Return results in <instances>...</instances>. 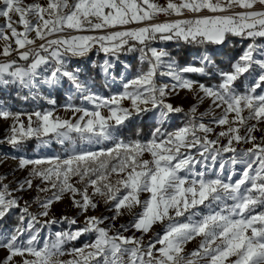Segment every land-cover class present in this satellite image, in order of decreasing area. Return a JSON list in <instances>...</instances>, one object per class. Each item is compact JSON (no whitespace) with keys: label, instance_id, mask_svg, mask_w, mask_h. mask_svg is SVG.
<instances>
[{"label":"snow or ice","instance_id":"snow-or-ice-1","mask_svg":"<svg viewBox=\"0 0 264 264\" xmlns=\"http://www.w3.org/2000/svg\"><path fill=\"white\" fill-rule=\"evenodd\" d=\"M186 13L192 18L151 23L159 15ZM0 18L4 20L0 25V86L47 90L48 103L54 108L51 93L67 84L68 100L82 101L81 105L65 104V110L73 114L69 119L55 118L53 109L13 113L0 104V120H12L0 144L22 151L30 138L54 133L57 143L72 149L64 157L51 159L12 157L19 170L28 171L15 186L5 183L7 175L0 176V221L13 216L19 221L0 232V250L7 253L0 264H198L200 260L207 264H264V138L257 143L254 135L258 125L264 124V44L256 43V38H264V0H167L164 5L156 0H73L71 4L69 0H46L44 4L0 0ZM133 23L143 26L126 27ZM65 28L104 34L61 37ZM109 28L117 30L109 33ZM33 32L35 36L30 38ZM229 36L252 42L231 70L216 73L211 69L218 65L206 50L198 54V64L180 66L167 50L153 46L157 41L225 44ZM37 40L41 41L38 45ZM94 46L105 55L97 65L104 79L114 78L116 63L124 54L138 53L137 60L147 68L141 67L135 78L123 83V91L102 96L92 91L78 67H69L71 58L86 57ZM19 61L26 63L20 65ZM246 73H255L253 83L238 91L235 82ZM214 74L219 76L214 85L191 78ZM158 75L167 77V82L158 83ZM181 91L194 92L199 103L210 99L213 109L222 115L205 124L203 118L209 113L196 117L197 106L193 105L187 123L168 131L165 125L171 117L184 112L170 102ZM149 114L153 122L149 140L125 143L119 137L122 129ZM21 116L27 117V123ZM210 125L224 129L215 133L216 139H209L215 132ZM136 132L140 135L143 129ZM222 138L227 142L221 144ZM112 141V147L99 151L80 147ZM47 143L41 140V144ZM241 143L252 147L238 150L234 144ZM145 153L152 159H142ZM227 153L232 155L225 159ZM113 159L115 163L110 162ZM46 163L50 166L38 167ZM229 164L244 166L235 182L234 171L223 178ZM34 179L40 181L35 185L37 192L51 195L24 200V194L33 190ZM145 192L149 197L142 201L140 195ZM65 198L77 216L57 219L51 215L52 208ZM101 199L112 215H88ZM205 201L209 202L206 206L232 203L195 220L200 214L190 209ZM33 203L39 211H30ZM136 208L141 211L136 213ZM185 213L188 222L176 221ZM126 214L133 220L117 227L116 221ZM79 216L84 217V226L72 230ZM165 220L169 223L163 235L157 233L145 243L144 236L153 225ZM108 221L107 227H101ZM62 223L70 229L55 232L54 240L51 236L41 240L42 230ZM112 228L116 231L110 234ZM128 231L134 234L123 235ZM86 233L94 234V241L66 253L64 245ZM196 236L203 238L199 247L182 255L183 245ZM65 254L73 259L61 261L59 257Z\"/></svg>","mask_w":264,"mask_h":264},{"label":"rangeland","instance_id":"rangeland-1","mask_svg":"<svg viewBox=\"0 0 264 264\" xmlns=\"http://www.w3.org/2000/svg\"><path fill=\"white\" fill-rule=\"evenodd\" d=\"M34 0H25V3H33ZM39 3L44 4L46 3V0H38ZM73 0H69V3L71 4ZM158 4L164 5L167 3V0H156ZM213 15L212 13H201V15ZM227 14V13H225ZM192 18L191 13H186L184 16H176V15H171V16H165V15H159L157 16L156 20L151 21V23H162V22H167V21H174L177 19H188ZM15 19V17H13ZM4 23V20L0 18V25ZM148 23V22H145ZM143 25L141 24H130L127 25L126 27L128 28H138L142 27ZM22 31V28L20 29ZM117 29H112L109 28L106 31L107 32H113L116 31ZM104 34L102 32H90V31H76L74 29H68L65 28L62 33L59 35L61 37H67V36H82V35H101ZM35 33L30 34V38L34 37ZM50 38H55V37H50ZM252 41L249 39L244 40V48L242 49L241 54L247 47L249 43ZM2 43V42H0ZM41 43V41L37 40V45ZM183 43V41L176 42V41H157L153 43V46L158 48V49H165L167 50V47L170 45H179ZM256 43L258 44H264V38H256ZM216 49L215 50H209L207 51L208 53L211 54L212 59L214 60V57L219 56L221 53V50L224 46V44H215ZM98 46H94L91 50V52L84 58H71L69 67L70 68H75L78 67L80 69V75L82 78L87 79L89 84L92 86V91L99 93L102 96L108 97L113 94L119 93L123 91V83L130 81L131 79L135 78L138 75V72L141 67H144L145 69L147 68V65L141 66L139 61L137 60V56L139 55L138 53H130V54H124L121 55L119 58V61L116 63V67L114 69L115 76L114 78H109V79H104L100 76L99 74V69L97 65H99L104 59L105 55L103 52H98L97 51ZM205 51V50H204ZM204 51L197 52L194 55V61L196 63H199L198 60V54L203 53ZM14 57H9L7 59H13ZM2 59V58H0ZM215 61V60H214ZM177 62V61H176ZM236 62V61H235ZM20 65H24L26 62L24 61H19ZM216 64V62H215ZM130 65V67H128ZM217 65V64H216ZM133 68V69H132ZM219 69L217 68H212L211 71L213 73H216ZM212 76H217L218 75H212ZM255 76V73H252L251 75L249 74H244V76H241L236 82L235 86L238 91L243 92L245 90L246 85H250L253 83V78ZM99 80V81H98ZM157 82H167V77H162V76H157L156 77ZM99 82V83H98ZM216 84V83H214ZM213 84V85H214ZM257 92H260V89H257ZM70 94L69 88L67 84L59 90L53 91L51 93V98L56 101L55 107L53 108V105L48 103V97H49V92L47 90H33L29 91L28 89L22 88L19 85H9L7 87L0 86V104H3L4 106L10 108V110L13 113H31L33 111H44L47 109H53V116L55 118L59 119H69L72 117V113L70 111H66L64 106L67 103H74L76 105H81L82 101L79 98H73L71 101L68 100V96ZM174 106H179L184 109L183 113L180 114H174L169 123L165 125L166 129L168 131H174L182 126H184L187 123V114L190 113V110L193 105L197 106V111H196V117H200L202 113L208 112L209 115L204 116L203 122L205 124H208L209 121L215 117L219 118L222 113L218 109H213L212 107V101L210 99H205L203 103H199L197 99L195 98V93L194 92H187V91H181L179 93V96H175L171 99L170 101ZM124 105L128 104V101L123 102ZM84 107H87L91 109V105L87 103H83ZM244 116H247L248 113L247 111L243 112ZM21 119L27 123V117L26 116H21ZM33 119H35L33 117ZM229 119H232V115H229ZM152 123L151 119V114L148 116H145L143 120L137 119L134 123ZM12 123V120L8 121H3L0 120V139H3L7 134H8V126ZM249 123H255V121H249ZM129 124L128 126H130ZM35 126V125H34ZM211 127H214L215 132L209 136V139H216L215 133L220 132L222 127L216 126V125H210ZM127 128V127H126ZM258 129L254 135L257 137V143L261 142V138H264V124L258 125ZM240 134L244 135L245 131L244 128H240ZM75 135V134H73ZM119 137L125 142L129 143L132 142L130 140H125L123 139L120 135ZM150 139V136L148 139L144 140L147 141ZM41 140L48 141L47 144H41ZM136 141V140H134ZM140 141V139H139ZM221 144L226 143V139L222 138L221 139ZM77 143L79 141L77 140ZM115 141L112 142H106L103 145H86V144H80L81 149L83 150H92V151H99L101 148H110L114 145ZM234 146L238 149H247L252 147L251 144H234ZM71 147L68 145H61L56 142L55 140V134L54 133H49L47 137H41V138H30L27 140V142L23 146V150H13L10 145L8 144H0V176L7 175V180L5 183L12 182L13 186H15V181L19 180L22 181L26 176H28V171L27 170H19L17 165L18 161L16 159H13L12 157L14 156H21V157H26L29 159H51L56 156L64 157L67 153L71 152ZM232 154L227 153L224 154V158L227 159L230 157ZM104 157H101L103 159ZM142 159L145 160H151V156L147 153H145L142 157ZM111 163H115V160H111ZM49 164H44L40 165L38 167L41 168H46L49 167ZM198 168L200 166H197ZM218 167V165H217ZM243 165L237 164L235 166L226 165L225 171L223 173V178H227L229 175L230 171H234L235 175L232 176V181L235 182L237 179L241 178L240 173L243 170ZM181 175H184V173H181ZM214 178V176L212 177ZM112 179L115 180L116 177L112 176ZM76 178H73L72 182L75 183ZM40 181L38 179L33 180V190L29 191L24 194L23 199L24 200H32L33 197H39V199H44L47 196H50L51 193H39L35 190V185L39 184ZM81 186L82 185H78ZM89 192H91V189H89ZM149 197V193H141L140 199L146 200ZM100 199V198H97ZM208 201H205L204 205H198L197 208L195 209H190L191 212H199L200 215L194 217L195 220L201 219L203 216H206L210 213H215V212H220L222 208H224L225 204H231L232 201H226L224 203H212L210 206L208 205ZM39 206L37 203H33L30 211L37 212L39 211ZM259 207H257V211H260ZM136 213H139L141 211L140 208H136L134 210ZM52 216H55L57 219H59L62 215L63 216H68V217H74L77 216V212L75 209L71 208L70 206V201L65 198L61 202L54 204L51 212ZM88 215L92 216H110L112 213L108 212L105 208V205L103 203V200H100L99 207L94 210L90 211ZM188 216V213H185L184 216L177 217L175 218L176 221L178 222H188L186 220V217ZM133 220V216L130 215H124L120 217L116 221V226L119 227L121 224H128L130 221ZM84 221L83 216L78 217V222L76 225L71 226L72 230H75L76 228L80 227L82 228ZM19 221L15 216L9 218H6L5 221H0V232L9 230L18 224ZM111 221L106 222V224L101 225V227H107L108 224H110ZM169 223V221L165 220L163 224L157 223L153 225L151 231L144 236V241L145 243L148 242L150 239H154L156 237L157 233H160L163 235L165 231V226ZM70 229V226L67 223H62L58 225H52L50 229H44L40 232V237L41 240L43 241L44 239L48 238L51 236V238L54 240L55 239V232L57 231H68ZM116 228H112L110 234L115 233ZM134 233L133 231H128L124 232L123 235L125 236H132ZM136 236H140L141 233L135 232ZM95 235L92 233H86L82 236H80L77 240L71 241L69 243H66L64 245V249L67 252H70L72 248H80L86 244H90L94 241ZM201 236H196L193 240L185 243L183 245V253L182 255H189L191 252L196 250L199 247V244L202 241ZM131 247V246H129ZM160 245H157V248H159ZM7 255L6 251L0 250V260H3L4 257ZM19 259V258H17ZM61 261H69L73 259L72 255L65 254L61 257H59ZM195 259V258H193ZM230 259H235L234 257ZM198 264H207V261L200 260L198 261Z\"/></svg>","mask_w":264,"mask_h":264},{"label":"trees","instance_id":"trees-1","mask_svg":"<svg viewBox=\"0 0 264 264\" xmlns=\"http://www.w3.org/2000/svg\"><path fill=\"white\" fill-rule=\"evenodd\" d=\"M245 39H241L236 36H229L228 42L224 44L221 53L219 56L214 57L216 64L218 65L220 70L229 71L231 70V65L238 60L241 55L242 49L244 48ZM215 44H206L204 46H195L189 45L186 43H181L179 45H170L167 47V51L171 54V57L178 62L180 66L188 65V64H198L194 61V55L197 52L201 51H209L216 49ZM133 69V68H132ZM192 79L200 80L202 83L207 85H213L219 81V77L211 76L210 78L207 76L200 75H192ZM99 81V80H98ZM99 83V82H98ZM153 127L152 123H135L127 126L120 131L119 135L125 140H139L144 142V140L149 138V133ZM143 129V132L140 135H137L136 130Z\"/></svg>","mask_w":264,"mask_h":264}]
</instances>
